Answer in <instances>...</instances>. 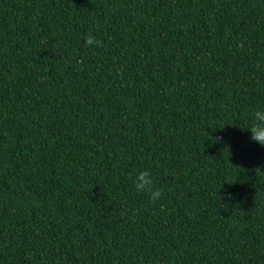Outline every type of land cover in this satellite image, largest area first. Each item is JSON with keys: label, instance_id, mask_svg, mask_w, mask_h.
I'll return each mask as SVG.
<instances>
[{"label": "trees", "instance_id": "16d2710c", "mask_svg": "<svg viewBox=\"0 0 264 264\" xmlns=\"http://www.w3.org/2000/svg\"><path fill=\"white\" fill-rule=\"evenodd\" d=\"M257 108L264 0H0V264H264Z\"/></svg>", "mask_w": 264, "mask_h": 264}, {"label": "clouds", "instance_id": "9594fccd", "mask_svg": "<svg viewBox=\"0 0 264 264\" xmlns=\"http://www.w3.org/2000/svg\"><path fill=\"white\" fill-rule=\"evenodd\" d=\"M86 46H102V41L97 39L91 33L84 38ZM250 133V140L264 146V108H257L251 113V124L245 128ZM132 185L138 193L148 195L151 202L155 203L163 196V190L154 187V178L151 171L144 169L137 171L131 177Z\"/></svg>", "mask_w": 264, "mask_h": 264}]
</instances>
